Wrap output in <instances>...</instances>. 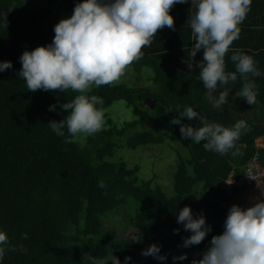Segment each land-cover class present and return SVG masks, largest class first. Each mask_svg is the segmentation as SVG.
I'll use <instances>...</instances> for the list:
<instances>
[{"label":"trees","instance_id":"16d2710c","mask_svg":"<svg viewBox=\"0 0 264 264\" xmlns=\"http://www.w3.org/2000/svg\"><path fill=\"white\" fill-rule=\"evenodd\" d=\"M77 2L65 3L59 17L48 2L0 0V61L12 62L11 68L0 71V230L6 232L12 245H23L26 249L6 252L0 264H83L85 253L104 258L113 252L121 261L131 256L128 264H148L159 261L141 254L153 243L161 246V254L167 257L164 261H173V255L186 253L185 260L176 262L191 264L193 259L202 258L211 237L223 232L228 210L235 204L233 198L241 190L235 186L234 193L230 194L223 180L232 169L237 176L241 175L243 166L257 152L264 163V148L257 145L264 141V45L245 42L243 36L252 29L245 24H254V21L247 13L239 25V38L233 40L225 55V70L235 71L230 60L233 52L253 57L261 75L247 74V79L256 85V103L251 105L235 95L245 82L237 73L235 81L218 85L214 93L226 91V105L212 107L199 80L197 63L203 58V49L191 59V70L186 63L195 43L189 23L195 6L187 0L171 8L174 26L157 30L151 44L142 48L143 56L130 63L138 70L150 67L159 89L130 87L124 83L91 87L87 94L103 99V104L98 105L103 114L102 128L94 134H79L64 143L49 128L48 122L63 119L67 110H61L60 105L78 93L30 91L17 74L23 51L50 43L54 25L71 15ZM45 20L49 22L46 28ZM149 98L152 105L148 112L140 105ZM117 100L124 101L136 113V118L126 120L121 127L109 111ZM53 104L56 110L50 111L49 105ZM185 106L200 111L207 122L224 126L245 120L249 131L236 141L237 154L232 155L233 150L223 155L205 150L203 141L195 143L183 137L180 125L170 121ZM149 119L147 129L125 140L129 129L138 124L147 126ZM181 123L199 126L196 118L182 117ZM166 133L180 141L187 152V156L179 155L173 195H168L153 178L141 179L140 166L130 167L119 154L125 148L163 143ZM98 181H103L105 187H98ZM197 185L201 186L196 188ZM192 193L199 194L190 204L193 215L203 214L212 230L200 243L184 247L183 238L191 232L177 223L176 214ZM128 205L136 210L131 222L132 232L138 237L122 239L116 247L104 229L108 217L104 213L118 206L122 210ZM24 233L26 239L22 236Z\"/></svg>","mask_w":264,"mask_h":264},{"label":"clouds","instance_id":"9594fccd","mask_svg":"<svg viewBox=\"0 0 264 264\" xmlns=\"http://www.w3.org/2000/svg\"><path fill=\"white\" fill-rule=\"evenodd\" d=\"M187 0H79L69 17L62 18L54 27L50 43L25 50L20 55L21 68L18 77L30 91L72 90L78 94L60 105L67 110L63 119L51 120L49 128L55 135L69 143L79 134H94L102 128L103 114L98 105L102 97L88 95L91 86L111 85L124 74L126 67L143 56L142 48L151 44L158 29L174 26L170 8ZM252 0H191L195 12L189 21L193 40L190 58L186 60L189 70L193 68L191 59L203 49V58L197 63L199 80L206 89L205 96L212 107L226 105L228 93L219 91L218 85H226L237 79V73L244 79L242 88L235 95L243 97L247 103H256L257 92L247 74L261 75L252 56L243 52H233L230 60L235 71H226L225 55L233 40L238 39L239 25L251 9ZM10 60L0 61V71L11 68ZM56 110V105H49ZM170 110V109H169ZM196 118L199 126L181 123V118ZM172 124L180 125V133L191 142L203 141L205 150L221 155H236V141L249 131L243 119L231 126L207 122L200 111L185 106L179 116L173 117ZM231 184L232 179L226 178ZM98 187L104 188L103 181ZM243 203V202H242ZM178 224H182L191 235L183 238V246L200 243L212 230L201 214L194 216L190 206H184L176 214ZM174 232L179 229H174ZM27 238V234H22ZM161 246L153 243L142 250V255H151L159 261L167 259L161 254ZM26 251L23 245H12L5 231L0 230V261L6 252ZM186 253L173 255L172 260L183 261ZM131 256L121 261L113 254L98 257L85 253L83 264H128ZM191 264H264V199L250 207L233 204L223 222V232L213 235L202 258L193 259Z\"/></svg>","mask_w":264,"mask_h":264},{"label":"rangeland","instance_id":"374dc122","mask_svg":"<svg viewBox=\"0 0 264 264\" xmlns=\"http://www.w3.org/2000/svg\"><path fill=\"white\" fill-rule=\"evenodd\" d=\"M24 1L32 3L48 2L53 6L56 15L60 17L62 15V12L64 11L63 8L66 4H70L71 0ZM48 23V20H45L43 22V26L46 28L48 26ZM118 83H124L130 87L144 86L152 90L159 89V84L154 79V72L148 66H144L143 68L138 70L136 67L129 64L120 79L118 81L113 82L112 84ZM91 87H95V85ZM115 103L109 111L111 112L110 114L114 116L115 122L118 126L121 127L126 120H133L134 118H136V113L134 112V109L132 107H128L124 101L117 100ZM151 105L152 99L149 98L146 103L140 105V108H147L149 112ZM150 122L151 121L149 119L148 123H146L147 126H142L138 124V126L129 129L124 136L125 140L127 139V137L136 133L137 131L147 129L150 126ZM180 153L183 156H187V152L184 150L182 144H180V141L172 139L171 134L169 133L165 134V141L163 143L139 145L135 149L125 148L124 150L119 151V154L124 157L125 161L130 167H134L135 165L140 166L139 176L141 179L153 178L155 183H159L162 189L168 195H173L175 192L173 185V177L177 165L180 162ZM199 186L201 185H197L196 188H198ZM196 197H199V194H190L184 206H190V204L196 200ZM128 211L129 213L127 217L126 215ZM104 214L105 217L108 215V217L105 218L104 221V229L110 233L111 237L113 238V241L116 242V247L118 246L117 243H119L122 239H126L128 237H138L132 232V222L134 221L136 215L135 207L128 205V208L125 207L121 210V206H118L114 210H111L110 212ZM125 217L128 219H126ZM112 254L114 256L116 255L114 252ZM108 264H111V262H108Z\"/></svg>","mask_w":264,"mask_h":264},{"label":"built area","instance_id":"2783aa9c","mask_svg":"<svg viewBox=\"0 0 264 264\" xmlns=\"http://www.w3.org/2000/svg\"><path fill=\"white\" fill-rule=\"evenodd\" d=\"M243 173L239 176L236 175L235 169H232L227 179L232 183H226L223 180L224 186L227 185L230 190V194L234 193V187L239 186L241 188L239 194L233 198L236 204L242 203L247 192L257 183L264 180V163L260 159V155L257 152L244 166Z\"/></svg>","mask_w":264,"mask_h":264},{"label":"crops","instance_id":"0c3cea01","mask_svg":"<svg viewBox=\"0 0 264 264\" xmlns=\"http://www.w3.org/2000/svg\"><path fill=\"white\" fill-rule=\"evenodd\" d=\"M171 8H173V6ZM171 8H170L171 12L172 11L174 12V9L172 10ZM248 14H250L252 20L254 21V24H249V23L245 24V26H252V27H247V28H252V29H248V31L245 32L243 35L245 42L246 40H248L251 43L253 42L255 44H258V42H261L264 45V0H252L251 9L248 12ZM162 29L168 30L170 28L164 27ZM257 145L260 148H264V141L258 142ZM241 204L242 203H239L238 205H241Z\"/></svg>","mask_w":264,"mask_h":264},{"label":"water","instance_id":"95a60500","mask_svg":"<svg viewBox=\"0 0 264 264\" xmlns=\"http://www.w3.org/2000/svg\"><path fill=\"white\" fill-rule=\"evenodd\" d=\"M264 199V180L255 184L246 194L242 207L247 208ZM148 264H185L174 261H157Z\"/></svg>","mask_w":264,"mask_h":264}]
</instances>
